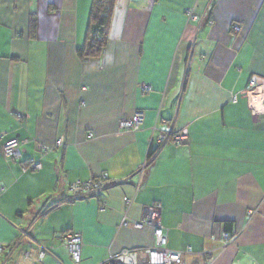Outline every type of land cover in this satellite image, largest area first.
Here are the masks:
<instances>
[{
    "label": "crops",
    "instance_id": "0c3cea01",
    "mask_svg": "<svg viewBox=\"0 0 264 264\" xmlns=\"http://www.w3.org/2000/svg\"><path fill=\"white\" fill-rule=\"evenodd\" d=\"M92 1L0 0V263L33 264L41 248L45 264L130 249L144 262L154 230L131 224L160 204L165 247L183 264H264V115L250 90L264 85V0H117L106 47L82 60ZM139 111L141 130L121 131ZM185 130L137 192L159 138ZM10 139L22 142L16 159L2 152ZM43 147L54 151L42 169L24 173ZM102 177L103 191L74 198L73 184ZM66 233L81 236L80 263Z\"/></svg>",
    "mask_w": 264,
    "mask_h": 264
},
{
    "label": "built area",
    "instance_id": "2783aa9c",
    "mask_svg": "<svg viewBox=\"0 0 264 264\" xmlns=\"http://www.w3.org/2000/svg\"><path fill=\"white\" fill-rule=\"evenodd\" d=\"M188 17L193 21H197L199 17L193 12L188 13ZM212 24V22H210ZM235 32H240L241 28L238 24L233 25ZM150 90L149 88H146ZM252 111L254 116L264 115V85H257L254 82L250 83ZM233 102L237 103V97L233 98ZM145 115L143 112H136L130 118L123 119L120 123V130L125 132H138L141 130L144 124ZM92 137V135H91ZM188 132L182 131L177 134H166L159 138V144H164L168 140L174 141L176 144H181L187 141ZM21 141L18 139H10L6 141L2 146L3 155L6 158H18L20 157ZM64 145V139L60 138L56 147H62ZM54 149L46 147L40 148L39 153L44 157L51 153ZM148 161L146 160L139 171L136 173L137 177V192L140 191V184L143 179V175ZM42 169L41 158L38 160H31L27 166L22 168L24 173L29 171H39ZM108 179L102 177L85 183H75L70 187V191L74 194V198L92 197L103 191L108 185ZM125 203L130 207L133 201L129 198H125ZM129 225V218L127 214L124 215L121 226ZM133 228L137 230H143L145 228H151L154 230L155 244L153 247L144 249L143 254L146 256V260L140 261L139 253L137 250H124L121 253L111 256L108 260L101 264H183L182 253L168 250L165 246L168 241V230L163 226L161 221V207L160 204H153L147 206L143 210L142 219L140 221H133L131 224ZM224 239H229V234H224ZM61 243L63 246L69 249L70 257L74 263H80L81 260V247L82 239L78 233H66L61 237ZM6 251V247L0 244V255H3ZM49 255L48 251L41 248L36 261L33 264H45V259ZM30 259L29 254H25V260Z\"/></svg>",
    "mask_w": 264,
    "mask_h": 264
},
{
    "label": "trees",
    "instance_id": "16d2710c",
    "mask_svg": "<svg viewBox=\"0 0 264 264\" xmlns=\"http://www.w3.org/2000/svg\"><path fill=\"white\" fill-rule=\"evenodd\" d=\"M116 1L117 0H93L92 1L90 23H89V28H88L86 39H85V44L82 48L78 49V54L82 60H88V59L98 57L102 53L103 49L106 47L108 43V39H109L110 22H111V18H112V14L114 11ZM34 24H35V21L32 20L31 28L34 27ZM169 141H172V140H168L167 142ZM167 142H165L164 144H166ZM172 142L175 143L174 141ZM164 144H158V146L155 149L150 150L148 158H147L148 164H150L153 161L154 156ZM39 158H41V160L43 158L41 156V153H39ZM38 159H35V160H38ZM30 161L28 163L27 162L24 163L22 165V168L24 166H27L30 163ZM229 225L231 226V224Z\"/></svg>",
    "mask_w": 264,
    "mask_h": 264
},
{
    "label": "rangeland",
    "instance_id": "374dc122",
    "mask_svg": "<svg viewBox=\"0 0 264 264\" xmlns=\"http://www.w3.org/2000/svg\"><path fill=\"white\" fill-rule=\"evenodd\" d=\"M1 264V263H0Z\"/></svg>",
    "mask_w": 264,
    "mask_h": 264
}]
</instances>
